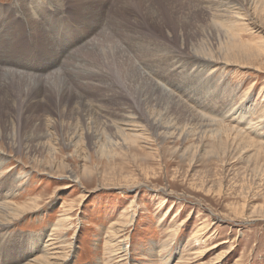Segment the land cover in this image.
<instances>
[{
	"label": "rangeland",
	"instance_id": "rangeland-1",
	"mask_svg": "<svg viewBox=\"0 0 264 264\" xmlns=\"http://www.w3.org/2000/svg\"><path fill=\"white\" fill-rule=\"evenodd\" d=\"M0 151V264H264V0H0Z\"/></svg>",
	"mask_w": 264,
	"mask_h": 264
},
{
	"label": "bare ground",
	"instance_id": "bare-ground-1",
	"mask_svg": "<svg viewBox=\"0 0 264 264\" xmlns=\"http://www.w3.org/2000/svg\"><path fill=\"white\" fill-rule=\"evenodd\" d=\"M50 1V0H49ZM52 1V0H51ZM18 2V1H17ZM16 2V3H17ZM60 2V1H59ZM85 2V1H83ZM94 2V1H93ZM223 2V1H222ZM19 3V2H18ZM68 3V2H67ZM78 3V2H77ZM221 3V2H220ZM229 3V2H228ZM61 4V3H60ZM66 4V3H65ZM64 4V5H65ZM83 4V3H82ZM91 4V3H89ZM19 5V4H18ZM70 5V4H69ZM86 6V4H84ZM229 5V4H228ZM71 6V5H70ZM224 6V5H222ZM78 7V6H77ZM100 7V5H99ZM90 8V7H89ZM93 8V7H92ZM228 8V7H227ZM59 9V8H58ZM68 9V8H67ZM88 9V8H87ZM86 9V10H87ZM221 9H223L221 7ZM65 10V9H64ZM24 11V10H23ZM97 11V10H96ZM103 11V10H102ZM228 11V10H227ZM22 12V11H21ZM88 12V11H87ZM20 13V12H19ZM25 13H27V11H25ZM82 13V12H81ZM89 13V12H88ZM232 13V12H230ZM23 14V12H22ZM29 14V12H28ZM93 14V12L91 13ZM96 15V13H95ZM30 16V14H29ZM28 16V17H29ZM86 16V15H85ZM32 17V15H31ZM30 17V18H31ZM91 17V16H90ZM104 17V16H103ZM27 18V17H26ZM101 18V17H100ZM29 22V20H28ZM39 22V21H38ZM94 22V21H93ZM40 23V22H39ZM66 23V22H65ZM31 25V24H30ZM36 26V25H35ZM93 27V26H92ZM91 27V28H92ZM75 28V27H74ZM44 29V28H43ZM42 29V30H43ZM87 29V28H86ZM81 32V31H80ZM82 34V33H81ZM84 36V35H83ZM92 42V41H91ZM91 42H89L87 44V46L89 44H91ZM93 47H96L95 45ZM10 53V52H9ZM81 53V52H80ZM73 57V56H72ZM37 60V59H36ZM70 61V60H69ZM203 63V62H202ZM175 65V64H174ZM176 68V67H174ZM177 69V68H176ZM200 69V68H199ZM55 70V69H54ZM78 70V69H76ZM134 71V70H133ZM67 73V72H66ZM202 72H197L196 76H199L201 75ZM43 74V73H42ZM54 74H58V73H54ZM21 75V74H20ZM133 77V76H132ZM182 77V76H181ZM153 82V81H152ZM155 82V81H154ZM153 82V83H154ZM144 83V82H143ZM149 84V83H148ZM147 85V84H146ZM145 86V85H144ZM149 86H151V84H149ZM153 86V84H152ZM151 86V87H152ZM154 86L155 88H157L159 90V92L163 95V97L167 98V99H170L171 102H176L178 103V106L182 104V101L178 100L177 101H173L175 98H173V94L170 95L168 92H166V90H168L167 86L160 82V81H156L154 83ZM137 88V87H136ZM140 88H141V85H140ZM145 88V87H144ZM154 88V89H155ZM177 88V87H176ZM146 89H147V86H146ZM138 90V89H137ZM153 90V89H151ZM143 91V89H142ZM146 91V90H145ZM155 91V90H154ZM139 92V91H138ZM141 92V91H140ZM152 92V91H151ZM150 90L148 91V93H150ZM146 93V92H145ZM155 93V92H154ZM154 93H153V96H154ZM139 94V93H138ZM140 95V94H139ZM143 96V95H142ZM148 96V94H147ZM157 96H158V93H157ZM161 96V95H160ZM141 97V96H140ZM145 97H146V94H145ZM144 97V98H145ZM176 97V96H175ZM201 97V96H200ZM148 99L150 98L151 99V96L150 97H147ZM154 98V97H153ZM156 100V97L154 98ZM160 99V98H159ZM158 99V102L160 103V100ZM176 100V99H175ZM157 101V100H156ZM155 101V102H156ZM162 101V99H161ZM167 101V100H166ZM169 101V102H170ZM156 102V103H158ZM170 102V103H171ZM165 103V101H164ZM168 103V102H167ZM83 104V103H82ZM155 104V103H154ZM161 104V103H160ZM172 104V103H171ZM148 105V104H147ZM157 105V104H156ZM165 105V104H164ZM168 105V104H166ZM151 106V105H150ZM177 106V105H176ZM168 106H166L167 108ZM172 107V106H170ZM189 107V106H188ZM150 108V107H149ZM153 108V107H152ZM81 109V108H80ZM151 109V108H150ZM149 109V110H150ZM84 110V109H83ZM111 110V109H110ZM122 111V110H121ZM124 113V112H123ZM159 113V112H158ZM153 114V113H152ZM157 114V113H156ZM86 115V114H85ZM147 115V114H146ZM165 115V114H164ZM155 117V116H154ZM157 117V116H156ZM163 117V116H161ZM166 118V117H165ZM191 118V117H190ZM201 118V117H200ZM150 119V118H149ZM203 119V118H202ZM207 119V118H206ZM156 121H158L156 119ZM203 121V120H202ZM205 121V119H204ZM209 121V119H208ZM211 121V119H210ZM114 122V121H113ZM126 124H124V126L126 127V129H128L127 127H130L128 130L132 129L134 130L135 129V126H137L136 122H135V119L133 117H128V119L126 120ZM130 122V123H129ZM161 122V121H160ZM156 123V122H155ZM209 123V122H208ZM212 123H214V121H212ZM158 126V125H157ZM166 127V126H165ZM159 128V127H158ZM162 128V127H161ZM157 129V128H156ZM116 131H117V134L118 136L120 137L121 135L124 136L125 133L122 132V128L121 127H116ZM165 131V130H164ZM166 132V131H165ZM11 134V133H10ZM52 146V145H51ZM51 146H49V149L51 148ZM57 150V149H56ZM1 154H4V152H1ZM50 153V152H49ZM55 154V153H54ZM2 159V158H1ZM4 163V160L2 159V161L0 162V164H3ZM4 172V171H3ZM3 174V173H2ZM2 174L0 175L2 177ZM23 175H18L16 176V179H19L21 178ZM3 178V177H2ZM1 179V178H0ZM2 185V184H1ZM1 187V186H0ZM10 190H12V193H14V190H17V186L12 184L10 186ZM8 191V190H7ZM8 194V193H7ZM39 199L38 198H33L31 201L29 202H26L24 204H19V203H12V202H9V201H4L2 200L0 202V225H6V224H9L11 223L12 220L14 219H17L19 218L21 215H23L24 213L28 212V211H32L36 208H38L39 206V203H38ZM66 202V201H65ZM63 202L62 205H65ZM56 203V202H55ZM164 202H161L160 204L163 205ZM56 205V204H55ZM71 206V205H70ZM65 210V213H63V215L61 216V218L59 219L58 223L56 226H53V227H56L57 229H60L59 227H65L67 228L68 226L71 225V222H70V218L71 216L69 215V210L68 209H64ZM68 211V212H67ZM132 215L130 216V219H131ZM128 220V218H127ZM131 224V223H130ZM129 224V225H130ZM3 227V226H2ZM55 228V230H56ZM118 227H115L114 225L111 226V228L109 229L108 231V236L109 237H112V238H115V241L116 243V246H113L112 244H110V246L112 247H107V250L109 249L108 252H110L109 254H112V255H116L119 260L117 261V264H127L128 263V257H129V246H128V243H127V236H124V235H119L120 231H118L117 229ZM121 228V227H120ZM126 227H124L123 229L125 230ZM54 230V229H53ZM122 230V229H120ZM17 232V231H16ZM15 232V233H16ZM7 233V232H6ZM40 233V232H39ZM17 234V233H16ZM28 234V233H27ZM30 234V233H29ZM43 235V234H42ZM47 235V233H46ZM50 235V234H49ZM65 235V234H64ZM63 235V236H64ZM123 237L120 238V237ZM3 237V235H2ZM15 237V236H14ZM18 238V237H17ZM107 238V237H106ZM118 238H120V240L118 241ZM1 239V238H0ZM12 239V238H10ZM63 239V238H62ZM117 239V240H116ZM14 241V239H13ZM24 241V240H23ZM4 243V241H3ZM68 243V242H67ZM7 244V243H6ZM35 244V243H34ZM8 245V244H7ZM63 240H61L60 238L56 237L54 234H51L50 238H47V240H45L44 242H42V245L40 248H38L37 250L41 252L40 255H33L32 257H30L27 262H25V264H60L61 262H65L66 259L68 258V251H64L62 248H63ZM25 257V256H24ZM27 259V258H26ZM22 264V263H21ZM65 264V263H64Z\"/></svg>",
	"mask_w": 264,
	"mask_h": 264
}]
</instances>
